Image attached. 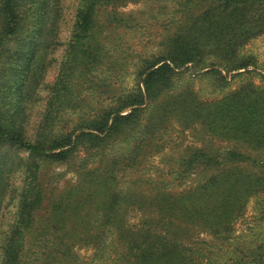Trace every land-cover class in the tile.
Listing matches in <instances>:
<instances>
[{"label": "trees", "instance_id": "trees-1", "mask_svg": "<svg viewBox=\"0 0 264 264\" xmlns=\"http://www.w3.org/2000/svg\"><path fill=\"white\" fill-rule=\"evenodd\" d=\"M136 1L84 0L31 140L19 133V120L57 43L60 4L0 0V185L13 165L10 150L29 154L19 218L1 264H264V239L226 242L246 203L264 193V86L250 77L221 98L203 100L176 85L183 68L223 87L254 73L256 59L241 50L264 33V0H175L172 31L157 52L140 56L134 86L113 87L99 72L117 47L112 33L134 19L121 8ZM87 86L109 101L66 128ZM172 119L183 129L200 125L226 145H188L172 180L142 177ZM61 164L75 181L57 191L67 170L48 168ZM192 174L199 178L188 185Z\"/></svg>", "mask_w": 264, "mask_h": 264}, {"label": "rangeland", "instance_id": "rangeland-1", "mask_svg": "<svg viewBox=\"0 0 264 264\" xmlns=\"http://www.w3.org/2000/svg\"><path fill=\"white\" fill-rule=\"evenodd\" d=\"M175 0H137L129 2L122 11L132 12L133 18L129 23L130 27H119L111 35V41L117 44L116 49H110L106 55L99 75L108 76L113 87L129 89L136 83V64L139 63L140 56L157 52L160 49L163 39L172 31L173 17L177 15ZM59 9L56 20V40L57 43L49 51L44 63L43 77L36 90L37 95L34 100L28 102L23 111V118L19 120V133L27 139H36L39 129L44 119L48 99L52 93L53 86L60 76L63 63L68 58L70 43L76 24V15L84 0H59ZM55 35V34H54ZM242 53L253 55L256 59V69L248 77L230 78L229 85L223 87L216 79L205 73L194 72L192 69L183 68L177 77L176 85L178 89H192L199 98L203 100H214L223 97L230 91L239 88L242 81L251 77L255 85L264 86V33L250 38L242 46ZM115 63V65L110 63ZM107 68V69H106ZM110 68H115L111 74ZM253 69V67H251ZM226 73V72H224ZM233 74V73H232ZM103 77V76H102ZM83 91L82 102L78 103L76 112L66 116L64 126L71 129L78 121V114L81 112H95L101 106L108 103V94L93 91L92 86ZM170 126L160 138V149L148 157L145 167L141 171L142 177L151 179L168 178L172 180L174 174L172 170L177 167L179 158L188 145L201 146L211 140L216 145H226L225 141L219 138H212L200 125L183 129L177 125L175 120H170ZM28 153L11 149L13 165L5 173V179L0 185V264L3 259L4 245L7 237L11 234L19 218V204L22 197L23 188L27 180L26 164ZM23 162L19 165V158ZM50 172H67L60 177L57 191L61 190L67 179L75 181L73 172L65 165H55L49 167ZM134 179L135 173L128 177ZM129 181L132 182L130 180ZM199 178V175L192 174L187 179V184H192ZM142 187H146L145 184ZM244 213L234 223V230L226 242H236L242 245L246 241H260L264 239V193L253 196L244 206ZM210 238V236H208ZM246 240V241H245ZM84 257L92 254L91 249H81ZM225 259V257H224Z\"/></svg>", "mask_w": 264, "mask_h": 264}]
</instances>
